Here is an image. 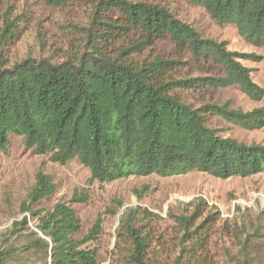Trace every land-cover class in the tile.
Masks as SVG:
<instances>
[{"label": "trees", "instance_id": "16d2710c", "mask_svg": "<svg viewBox=\"0 0 264 264\" xmlns=\"http://www.w3.org/2000/svg\"><path fill=\"white\" fill-rule=\"evenodd\" d=\"M44 1L65 7L76 0ZM85 1L92 3V13L76 62L25 59L7 67L0 64L1 153L8 152L11 137L20 138L27 151L51 163L65 166L77 160L89 171L87 184L193 172L218 179L264 175L263 145L221 137L207 126L208 117H218L244 130H261L264 108L242 113L227 104L194 107L177 93L237 86L259 102L264 88L252 81L253 70L242 64L257 57L203 37L156 4ZM188 1L218 26L234 27L247 44L264 47V0ZM16 38V23L4 17L0 59ZM163 39L186 59L153 56V46ZM186 68L206 75H181ZM60 188L42 170L35 174L19 207L22 217L0 233V264H99L89 244L101 234L100 221L79 238L81 220L72 208L87 202V189L74 191L69 200L48 209H33ZM189 219L183 218L184 237L191 241L185 264L197 249L194 235L204 234L217 221L207 215L189 231ZM150 244L145 210L128 209L116 230L115 261L151 264Z\"/></svg>", "mask_w": 264, "mask_h": 264}, {"label": "rangeland", "instance_id": "374dc122", "mask_svg": "<svg viewBox=\"0 0 264 264\" xmlns=\"http://www.w3.org/2000/svg\"><path fill=\"white\" fill-rule=\"evenodd\" d=\"M127 1L164 7L203 37L226 42L230 51L254 55L258 59L242 60V64L253 70L252 81L264 88V47L247 44L234 27L218 26L201 7L188 0ZM91 13L92 3L85 0H76L65 7L49 6L44 0H0V33L4 17L16 23L17 32V38L3 52L0 64L7 67L25 59H45L53 64L76 62L84 49V30ZM150 53L163 59H186L168 39L157 41ZM190 69L180 74L206 75ZM177 93L194 107L227 104L228 109L242 113L264 108V98L254 102L237 86ZM207 126L221 137L264 146V129L244 130L218 117H208ZM10 140L8 152H0V233L22 217L20 204L34 183L35 174L42 170L61 188L54 197L42 200L33 209H48L60 200H69L74 191L87 189V202L72 204V208L81 220L79 238L100 221L101 234L89 244L96 250L99 264H120L115 261L116 230L124 212L136 207L145 210L151 264H185L191 241L184 237L183 218L190 217L187 226L192 231L210 214L217 221L204 234L194 235L197 249L188 264H264V175L218 179L193 172L171 178L152 175L102 185L87 184L89 171L77 160L60 166L27 151L22 139Z\"/></svg>", "mask_w": 264, "mask_h": 264}]
</instances>
